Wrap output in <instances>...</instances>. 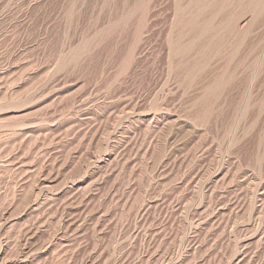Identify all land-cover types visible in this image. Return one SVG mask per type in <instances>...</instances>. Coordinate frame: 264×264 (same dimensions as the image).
I'll return each instance as SVG.
<instances>
[{
    "label": "rangeland",
    "instance_id": "rangeland-1",
    "mask_svg": "<svg viewBox=\"0 0 264 264\" xmlns=\"http://www.w3.org/2000/svg\"><path fill=\"white\" fill-rule=\"evenodd\" d=\"M245 1L217 50L186 32L172 59L177 0H0V264H264V4Z\"/></svg>",
    "mask_w": 264,
    "mask_h": 264
},
{
    "label": "bare ground",
    "instance_id": "bare-ground-1",
    "mask_svg": "<svg viewBox=\"0 0 264 264\" xmlns=\"http://www.w3.org/2000/svg\"><path fill=\"white\" fill-rule=\"evenodd\" d=\"M227 2L228 0H199V3H197L198 6L197 8H195L196 10L194 12H191V9L189 13L190 16H187V12H189L188 9L190 8L184 5L183 0H177V18L175 21V28H177V31L179 33L178 36H176L177 40L173 42V39H170V49L172 51L170 57L173 59L174 57L180 56L182 54L184 55V53L188 51L190 46L194 44H192L191 42H196V38V44L197 47L199 46V55H201V58L207 57V51L217 50L218 45H223V43H225V36L228 32L231 31L233 24L229 19H227L225 22L221 21L220 24L216 25L214 24V19L219 15L220 12H222L224 5ZM263 4L264 0H246L243 4V8L247 11H252L254 14H259ZM206 9H208L207 11L210 14L209 16H207V13L204 12ZM186 32L190 33L189 36L196 34V38L191 39V41L188 42L186 41L187 43H184L182 41V37L186 35ZM198 37L203 39V41L200 40L199 45ZM206 40H208V43H205Z\"/></svg>",
    "mask_w": 264,
    "mask_h": 264
}]
</instances>
